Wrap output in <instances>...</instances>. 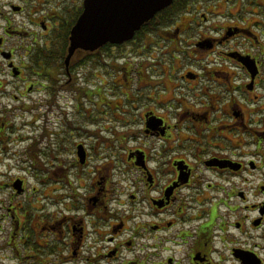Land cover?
<instances>
[{
	"label": "flooded vegetation",
	"instance_id": "1",
	"mask_svg": "<svg viewBox=\"0 0 264 264\" xmlns=\"http://www.w3.org/2000/svg\"><path fill=\"white\" fill-rule=\"evenodd\" d=\"M183 4L68 63L85 0H0V264H264V0Z\"/></svg>",
	"mask_w": 264,
	"mask_h": 264
},
{
	"label": "water",
	"instance_id": "2",
	"mask_svg": "<svg viewBox=\"0 0 264 264\" xmlns=\"http://www.w3.org/2000/svg\"><path fill=\"white\" fill-rule=\"evenodd\" d=\"M174 0H85V9L72 31L67 62L76 49L94 51L103 44L131 41L141 28Z\"/></svg>",
	"mask_w": 264,
	"mask_h": 264
},
{
	"label": "trees",
	"instance_id": "3",
	"mask_svg": "<svg viewBox=\"0 0 264 264\" xmlns=\"http://www.w3.org/2000/svg\"><path fill=\"white\" fill-rule=\"evenodd\" d=\"M184 2H185V0H174L173 4L170 7L159 12L150 22L146 23L141 28V31L146 29V28H149V27L164 26V24H166L165 22H166L167 13L170 11L179 9L180 6H185V4H183ZM139 32H137V33H139Z\"/></svg>",
	"mask_w": 264,
	"mask_h": 264
},
{
	"label": "rangeland",
	"instance_id": "4",
	"mask_svg": "<svg viewBox=\"0 0 264 264\" xmlns=\"http://www.w3.org/2000/svg\"><path fill=\"white\" fill-rule=\"evenodd\" d=\"M118 53H120V52H118ZM129 53H130V51H129ZM107 54H108V56H107V58L108 59H110V57H111V55L109 54V52H107ZM110 55V56H109ZM126 56H128V57H130L131 58V56L128 54V55H126ZM112 64V63H111ZM112 70H114V66H113V68H112ZM115 75L114 74H111L110 76H108V82H109V84H110V86H113V81L115 80V77H114ZM97 82V80L95 79V83ZM107 91V94H106V98H107V104H110L111 102H114V96H115V94H114V88L113 89H106ZM92 99L95 101V102H98V100H99V96L97 95V92L96 93H94L93 95H92ZM94 102V103H95ZM90 110L92 109V106H93V104H90ZM109 109H108V107H106V110H104V112H106V111H108ZM108 117H106V119H107ZM108 122V121H107ZM109 123V122H108ZM31 182H30V184L31 185H33L34 184V181L33 180H30Z\"/></svg>",
	"mask_w": 264,
	"mask_h": 264
}]
</instances>
